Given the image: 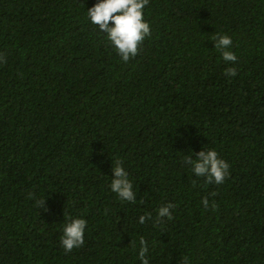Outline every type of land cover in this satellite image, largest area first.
Instances as JSON below:
<instances>
[{"label": "trees", "instance_id": "obj_1", "mask_svg": "<svg viewBox=\"0 0 264 264\" xmlns=\"http://www.w3.org/2000/svg\"><path fill=\"white\" fill-rule=\"evenodd\" d=\"M96 3L0 0V264H142L141 237L149 264H264V0H150L127 63ZM207 149L230 165L220 185L183 163ZM117 160L134 203L111 191ZM73 218L85 243L66 253Z\"/></svg>", "mask_w": 264, "mask_h": 264}, {"label": "clouds", "instance_id": "obj_2", "mask_svg": "<svg viewBox=\"0 0 264 264\" xmlns=\"http://www.w3.org/2000/svg\"><path fill=\"white\" fill-rule=\"evenodd\" d=\"M150 0H97V3L87 10V15L92 24L96 25L101 33H106L108 41L114 46L122 61L127 63L130 59L138 55L139 49L146 38L151 37L150 24L144 19V9ZM215 49L221 52L225 62L237 61V56L229 49L232 47V39L228 35L215 34L213 36ZM0 61L6 63V59L0 55ZM224 75L235 77L238 75L235 67L227 68ZM193 155H186L183 163L191 166V170L197 177H205L207 184L220 185L230 175V165L219 157L216 150L207 149ZM195 183V182H193ZM111 191L116 193L121 200L134 203L137 199L133 184L129 178V173L123 166V162L117 160L113 166ZM216 195V193H212ZM32 198L31 196L29 197ZM46 200H37V206L45 210ZM205 208L209 207L208 198L202 201ZM212 208L216 207L215 201ZM174 204L168 203L157 209V223H161L164 218L173 219L172 209ZM152 219L151 214L139 217V223L144 224L146 220ZM87 221L82 218L70 219L63 227L61 244L66 253H70L75 248L84 245L85 230ZM139 259L142 264H149L147 258V241L140 238ZM130 246L135 247V242L131 241ZM181 264H190L188 257H184Z\"/></svg>", "mask_w": 264, "mask_h": 264}]
</instances>
